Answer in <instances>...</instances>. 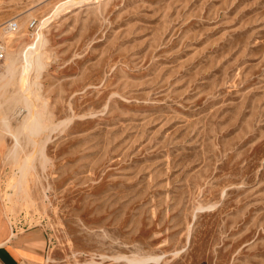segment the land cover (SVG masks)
<instances>
[{"label": "rangeland", "instance_id": "374dc122", "mask_svg": "<svg viewBox=\"0 0 264 264\" xmlns=\"http://www.w3.org/2000/svg\"><path fill=\"white\" fill-rule=\"evenodd\" d=\"M0 41V216L47 264H264V0H0Z\"/></svg>", "mask_w": 264, "mask_h": 264}, {"label": "crops", "instance_id": "0c3cea01", "mask_svg": "<svg viewBox=\"0 0 264 264\" xmlns=\"http://www.w3.org/2000/svg\"><path fill=\"white\" fill-rule=\"evenodd\" d=\"M0 264H47L42 231L17 229L0 216Z\"/></svg>", "mask_w": 264, "mask_h": 264}, {"label": "built area", "instance_id": "2783aa9c", "mask_svg": "<svg viewBox=\"0 0 264 264\" xmlns=\"http://www.w3.org/2000/svg\"><path fill=\"white\" fill-rule=\"evenodd\" d=\"M34 25V22H31L29 24V27L32 28ZM9 29V31L13 30L15 28V23H9L5 29ZM4 56H5V48L2 44V42L0 41V64L2 63L3 59H4Z\"/></svg>", "mask_w": 264, "mask_h": 264}, {"label": "bare ground", "instance_id": "6f19581e", "mask_svg": "<svg viewBox=\"0 0 264 264\" xmlns=\"http://www.w3.org/2000/svg\"><path fill=\"white\" fill-rule=\"evenodd\" d=\"M36 46V45H35ZM31 48V47H30ZM36 48V47H35ZM32 50V49H31ZM35 49H33V51H34ZM37 54V53H36ZM26 59H28V57L26 58ZM33 59H34V57H33ZM13 60H14V58H13ZM32 61V60H31ZM30 61V62H31ZM25 62H26V60H25ZM34 63V62H33ZM36 64V63H35ZM35 66V65H34ZM31 68H32V66H31ZM26 70H27V67H26ZM26 72V71H25ZM29 87V86H28ZM28 98V97H27ZM26 97H23L22 98V100H23V102H24V104L26 105V107H28V101H29V99H27ZM30 105V104H29ZM33 113H34V111H33ZM28 118L32 121V119H33V114L30 112V110H28V112H27V115H26V118H25V120H24V122H27V120H28ZM32 123V122H31ZM30 123V124H31ZM24 125V124H23ZM30 126V125H29Z\"/></svg>", "mask_w": 264, "mask_h": 264}]
</instances>
